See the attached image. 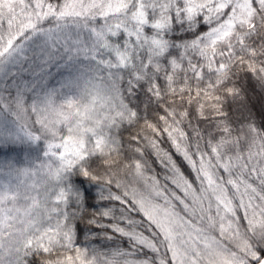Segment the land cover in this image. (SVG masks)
Returning <instances> with one entry per match:
<instances>
[{
    "label": "snow or ice",
    "instance_id": "obj_1",
    "mask_svg": "<svg viewBox=\"0 0 264 264\" xmlns=\"http://www.w3.org/2000/svg\"><path fill=\"white\" fill-rule=\"evenodd\" d=\"M242 72L264 88V0H0V148L46 158L0 161V264H264Z\"/></svg>",
    "mask_w": 264,
    "mask_h": 264
},
{
    "label": "trees",
    "instance_id": "obj_2",
    "mask_svg": "<svg viewBox=\"0 0 264 264\" xmlns=\"http://www.w3.org/2000/svg\"><path fill=\"white\" fill-rule=\"evenodd\" d=\"M52 72L54 74L53 80L51 81L52 83H55V80L59 79L62 74L66 75V73L63 72H57L55 68L52 69ZM236 84L242 90L243 99L233 102L232 99L229 98L226 103V108L233 121V125L239 126L240 122L249 116H251L255 123L259 125L261 123V116L264 115V88H261L257 82L253 81L250 77V74L243 72L239 74ZM144 103L145 97L143 93H140L138 99L132 101L133 106H139L141 109H143ZM149 115H151L150 111ZM193 123H196V121L194 120ZM200 127L201 129H207L211 128L212 125L207 121H201ZM143 128L144 125L141 122V124L132 128L130 132L125 131L123 134L124 141H128L131 135L136 134V132ZM160 147L163 150L174 153V149L172 148L170 141L167 140L166 136L161 137ZM44 149L45 145L43 143L29 144L25 142L12 144L7 147L0 148V161L9 160L14 162L17 167H26L29 165V161H34L37 157H39L40 160L46 159L43 156ZM121 159H123V157H121ZM146 159L148 162V168L154 170V174L160 180L161 184L166 183L165 176L167 175V170L161 164L157 163L156 157L152 154L151 148L147 149ZM177 161L178 163L180 162L179 158H177ZM36 162L38 163L39 161L37 160ZM182 171H184L186 175L188 174V168L186 164L182 165ZM167 183L171 187L170 181H167ZM77 242H92L95 244V238L78 235ZM101 243H103V240H101ZM108 244L111 245L112 242H108Z\"/></svg>",
    "mask_w": 264,
    "mask_h": 264
}]
</instances>
